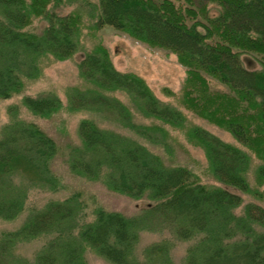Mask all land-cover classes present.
Returning a JSON list of instances; mask_svg holds the SVG:
<instances>
[{"label":"trees","instance_id":"trees-1","mask_svg":"<svg viewBox=\"0 0 264 264\" xmlns=\"http://www.w3.org/2000/svg\"><path fill=\"white\" fill-rule=\"evenodd\" d=\"M97 8L102 24L174 53L187 73L180 104L240 145L192 123L138 74L118 70L96 41L77 66L84 85L66 92L68 111L92 115L80 120V143L69 146L66 163L74 176L149 203L134 216L96 204L88 220L80 191L50 200L0 234V264H88V251L110 264H177L172 238L139 250L144 231L189 242L181 264H264V0H98ZM245 53L256 54L261 69L245 67ZM211 79L228 90L214 89ZM175 132L204 151L205 172L219 185L152 148L174 159ZM229 188L258 202L243 205ZM40 239L33 257L18 253L20 244Z\"/></svg>","mask_w":264,"mask_h":264},{"label":"rangeland","instance_id":"rangeland-1","mask_svg":"<svg viewBox=\"0 0 264 264\" xmlns=\"http://www.w3.org/2000/svg\"><path fill=\"white\" fill-rule=\"evenodd\" d=\"M97 3L98 0H0V234L20 226L30 209L50 200H62L75 191H80L88 204V220L93 219L96 204L134 216L149 203L147 199L135 200L112 192L101 182L74 176L66 163L69 146L80 143V120L92 116L68 111L66 92L70 87L84 85L77 66L84 48H91L96 41L109 50L118 70L138 74L162 101L181 108L192 123L240 145L230 132L186 111L180 104L187 73L174 53L150 47L102 24ZM218 11L216 5H210L212 15ZM241 59L245 67L261 69L256 54L245 53ZM211 84L216 90H228L215 79ZM99 121L102 126L126 132L113 123ZM174 135V159L170 160L161 148H152L167 163L187 165L205 183L219 185L205 172L204 151L188 143L181 133ZM229 189L244 197L243 205L258 202ZM243 205L238 213L243 211ZM19 206L21 212H15ZM165 238L176 241L172 256L181 264L190 243L174 239L168 231L142 232L139 250ZM44 241L22 243L18 253L31 258ZM86 258L88 264H110L92 251Z\"/></svg>","mask_w":264,"mask_h":264}]
</instances>
